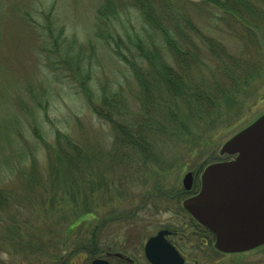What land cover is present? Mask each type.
<instances>
[{
    "label": "rangeland",
    "instance_id": "1",
    "mask_svg": "<svg viewBox=\"0 0 264 264\" xmlns=\"http://www.w3.org/2000/svg\"><path fill=\"white\" fill-rule=\"evenodd\" d=\"M101 1L0 0L4 5L0 10V80L36 84V91L45 85V75L39 74L43 32L27 23L24 12L49 11L56 27L82 43L93 39L96 6ZM202 6L201 2L190 6L198 21L205 10ZM40 16L35 18L43 23ZM257 20L253 24L257 40L250 36L253 49L243 52L253 65L264 57V19ZM214 35L230 54L244 48V42L238 47L239 41L229 32ZM111 58L107 51L100 68L94 65L101 72L98 76L111 83L120 78L121 89L134 97L136 91L130 90L120 73H127V66ZM202 58L210 67L220 64L215 56L202 53ZM259 74L248 91L225 100L213 114L198 111L189 83L174 104L176 114L165 107L152 109L150 114L143 111L139 116L146 119L150 150L138 149L137 153L113 144L110 126L99 121L81 96H65L56 88L62 94L52 102L48 114L41 113L47 121L40 126L41 131L51 143L56 130L67 132L92 157L86 154L74 169L56 164L51 170L49 163L58 162L48 156L45 161L49 145L39 147L32 131L27 130L23 141H28L29 149L40 155L44 164L40 173L34 170L30 174L23 171L29 169L30 161L17 160L16 153L11 154L14 143L7 142L8 134L0 131V166H11L0 170V264H91L95 257L109 253L125 254L135 260L134 264H149L145 243L163 228L177 232L172 240L184 247L190 264H264V246L240 254L218 252L209 232L199 228L183 206L190 196L183 187L186 174L193 172L195 185L200 187L207 166L230 160L228 155H220L223 145L264 114V66ZM21 94L30 97L23 89ZM72 110L75 114H70ZM9 115L0 114L1 121ZM16 115L22 121L25 118L24 114ZM128 115L135 120L133 114ZM110 261L130 264L115 256Z\"/></svg>",
    "mask_w": 264,
    "mask_h": 264
},
{
    "label": "trees",
    "instance_id": "2",
    "mask_svg": "<svg viewBox=\"0 0 264 264\" xmlns=\"http://www.w3.org/2000/svg\"><path fill=\"white\" fill-rule=\"evenodd\" d=\"M197 2L205 5L202 21L196 20L190 11V6ZM3 8L0 3V10ZM37 14L43 23L37 22ZM96 14L93 39L81 43L69 38L64 28L56 27L49 11L24 12L27 23L43 32V67L39 74L45 75V85L36 91V84L24 86L23 82L0 80V114H10L5 121L0 118V131L8 134L7 142L14 143L11 154L16 153L17 160L30 161L31 166L24 172L40 173V167L44 166L40 155L29 149L28 141H23L27 130L32 131L39 147L49 145L45 161L48 156L58 162H48L51 170L56 164L74 169L86 154L91 156L67 132L56 130L52 144L40 129L47 122L41 113L48 114L52 102L62 93L81 96L99 121L110 126L113 144L135 152L149 151L146 119L139 116L143 111L150 114L152 109L165 107L176 114L174 104L189 83L198 111L213 114L225 100L231 101L248 91L263 71L264 57L261 63L253 65L243 52L253 49L250 36L257 40L253 24L254 20L264 19V0H102L96 6ZM223 30L239 41L238 47L244 42L243 50L230 54L214 35ZM105 47L113 62L127 66L128 72L120 73L126 77L130 90L136 91L134 97L121 89L120 78L117 81L113 78L111 83L98 76L101 72L94 65L100 68L107 54ZM202 53L217 57L220 64L214 67L205 64L207 59L202 58ZM56 88L62 93L56 92ZM22 89L30 97L25 98ZM16 114H24L23 121ZM70 114L75 113L72 110ZM128 114H133L135 120L129 119ZM26 126L30 129L25 130ZM10 168L7 163L0 166L3 172Z\"/></svg>",
    "mask_w": 264,
    "mask_h": 264
},
{
    "label": "water",
    "instance_id": "3",
    "mask_svg": "<svg viewBox=\"0 0 264 264\" xmlns=\"http://www.w3.org/2000/svg\"><path fill=\"white\" fill-rule=\"evenodd\" d=\"M221 155L235 159L210 165L202 176L200 193L185 208L215 235V247L240 253L264 244V115L224 144ZM192 186V174L184 179ZM162 230L145 245L150 264H185ZM93 264H109L95 260Z\"/></svg>",
    "mask_w": 264,
    "mask_h": 264
},
{
    "label": "flooded vegetation",
    "instance_id": "4",
    "mask_svg": "<svg viewBox=\"0 0 264 264\" xmlns=\"http://www.w3.org/2000/svg\"><path fill=\"white\" fill-rule=\"evenodd\" d=\"M113 255H111V253H109V254H107V256L105 257V256H101L102 258H104V259H107V260H109L110 261V259H111V257H112ZM116 258H120V257H118V256H115ZM121 259V258H120ZM125 259V261H127L128 260V262L130 263V264H134V259H132V260H130V259H128V258H124ZM93 261V260H92ZM111 262V261H110ZM112 264V263H111Z\"/></svg>",
    "mask_w": 264,
    "mask_h": 264
}]
</instances>
